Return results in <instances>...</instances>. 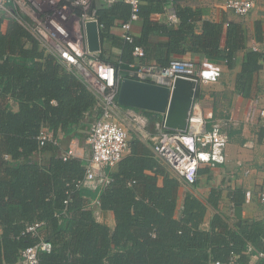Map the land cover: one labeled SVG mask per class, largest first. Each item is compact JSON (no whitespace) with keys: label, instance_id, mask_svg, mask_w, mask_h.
<instances>
[{"label":"trees","instance_id":"obj_1","mask_svg":"<svg viewBox=\"0 0 264 264\" xmlns=\"http://www.w3.org/2000/svg\"><path fill=\"white\" fill-rule=\"evenodd\" d=\"M181 1L141 0V35L129 43L114 35L112 28L117 21H129L130 5L93 0V10L102 25V50L98 57L101 62L114 66L119 82L136 78L131 64L164 68L174 61L173 56L193 53L233 66L237 52L243 48L240 25L230 23L225 29L223 24L203 21L200 11L181 6ZM170 10L178 23L151 20L154 13L167 14ZM3 24L2 17L0 264H17L21 250L37 243L36 238L22 234L29 225L38 222L43 223L44 238L52 245L50 253L40 254L41 264H212L226 262L232 254L239 256V264H248L245 252L249 244L264 252L261 222L246 221L237 227L217 215L211 232L200 230L207 206L191 194L185 197L181 218H175L180 183L155 158L140 160L133 154L115 169L106 171L112 180L110 185L99 190H75L72 182L83 178L87 162L78 158L64 161L65 151L60 143L59 146L48 143L40 148L37 137L46 126L58 140L61 133L67 145L73 140L80 144L86 142L87 133L100 114L97 96L80 69L67 68L46 54L16 20L8 21L6 33L2 31ZM262 34L257 23L258 41L263 40ZM152 38L161 40L156 42ZM135 47L143 49L142 58L133 55ZM116 50L119 56L114 54ZM263 58V53L253 49L246 53L236 85L237 92L245 98L252 97ZM200 97L201 84L196 99ZM138 111L148 117L151 129L155 130L163 122L160 114ZM3 155L10 156L11 160H4ZM147 170L156 175L147 174ZM160 175L164 177L162 186L158 185ZM96 199L101 205L91 206ZM98 209L114 214V228L98 221ZM153 232L156 237L152 236ZM258 264H264V260Z\"/></svg>","mask_w":264,"mask_h":264},{"label":"built area","instance_id":"obj_2","mask_svg":"<svg viewBox=\"0 0 264 264\" xmlns=\"http://www.w3.org/2000/svg\"><path fill=\"white\" fill-rule=\"evenodd\" d=\"M110 5L124 2L131 7L129 21L121 24V37L132 43L134 41L133 24L139 21L141 0H106ZM63 5V9L71 6L68 13H58L56 7ZM43 6H48L45 12ZM61 7V6H60ZM225 7L240 17L248 16L255 8L253 0H228ZM69 10V9H68ZM7 24L12 18L28 30L39 42L41 48L48 55L55 57L60 63L81 69L85 64L97 75V85L91 87L95 92L100 111L99 116L90 127L86 144L90 149L87 158L86 170L83 178L75 180L72 185L75 190L93 189L99 190L110 185L112 180L107 175V170L115 169L130 150V138L132 123L138 127L146 125V117L135 109H127L124 112L118 103L119 80L114 66L99 60L98 54L89 52L85 38V24L96 21V11L93 10V0H0V19ZM39 17H42L41 20ZM73 18L75 26L73 30L65 27V23ZM168 22L178 23V19L172 10L167 13ZM253 50L258 51L257 46ZM133 55L142 58L144 51L141 47H135ZM135 79L152 82L164 86H172L176 76L197 78L199 84H214L219 82L222 67L203 59L199 64L193 60L176 59L167 67L155 65H130ZM264 127V110L259 112ZM208 120L199 101H195L193 111L189 119L187 132L167 131L164 121L156 125L159 133L154 139L152 147L154 158L166 167L170 174L179 181L181 186L194 188L199 179V170L202 165H210L225 162L224 149L229 142L226 132L227 122L213 123L209 126ZM39 147L43 148L51 143L59 146V140L53 131L43 126L37 137ZM251 147V144H247ZM80 153L77 141H72L65 150L63 160L78 158ZM9 158L8 155L5 156ZM80 157V156H79ZM247 199L251 193L247 192ZM259 200L264 204V182L259 194ZM68 201L65 202L67 204ZM99 199L91 206L99 207ZM43 223L29 225L23 232V236L30 235L38 241L20 252L17 264H41L40 254L50 253L52 245L47 242L42 233ZM156 237V232L152 233ZM246 254H252L264 259V252H258L249 244ZM239 256L232 254L226 262L215 261L212 264H239Z\"/></svg>","mask_w":264,"mask_h":264},{"label":"crops","instance_id":"obj_3","mask_svg":"<svg viewBox=\"0 0 264 264\" xmlns=\"http://www.w3.org/2000/svg\"><path fill=\"white\" fill-rule=\"evenodd\" d=\"M226 1L228 0H182L179 3L183 7L200 11L203 21L223 24L225 29L230 23H236L240 25L243 31V48L237 52L233 66L230 68L225 61L213 62L220 65L223 70L219 82L201 84V97L198 100L196 99L202 105L209 126L213 123L222 122H227L229 125L226 130L229 142L224 149L225 162L216 164L214 167L202 165L199 170L198 182L193 189L181 185L179 187L175 218H181L185 197L187 194H191L207 206L205 218L200 224V230L205 232L212 231V221L217 215L221 216L228 224L237 227L246 221L261 222L264 229V204L259 200L264 182V127L259 115V112L264 110V58L260 60L262 69L255 76L252 97L245 98L236 90L237 80L248 50H252L254 46H257L259 48L258 52L264 54V0H253L255 8L246 17H240L227 9L225 7ZM143 4H146V2ZM151 20L162 23L167 21L168 17L166 13H154ZM122 23V21L116 22L112 28L114 35L121 36ZM257 23L261 25L263 31L262 41H258L256 38ZM142 27L143 22L141 20L133 24L135 36L141 35ZM7 29L8 23H4L3 33H6ZM152 39L156 42L161 40L159 38ZM224 41L225 38L222 39V46ZM28 46L30 44H27ZM114 52L115 55H120L119 50ZM205 58L204 55L197 53L183 57H172L174 60H193L198 64ZM65 66L70 68L67 65ZM84 79L87 82V79ZM87 84L91 88V85ZM14 110L17 111L18 107L15 106ZM122 110L127 111L124 108ZM145 117L147 120L144 127H138L132 123L130 150L124 158L135 154L137 159L153 160L152 147L159 131L157 127L155 130L151 129L150 121L147 116ZM58 136L60 146L65 151L71 142L67 145L63 135L59 133ZM75 141L78 142L80 148L78 159L87 162L90 155L89 147L86 142L80 144L78 140ZM247 144L252 146L248 147ZM5 156L3 155L4 160H11L10 156L8 159ZM41 158V154L38 155L39 161H41ZM161 167L170 177L174 178L166 167ZM146 173L156 175L152 170H147ZM163 180L164 177L160 175L158 179L159 186H162ZM247 192L251 193L250 199H247ZM213 204L216 206L214 207ZM236 205L242 208V218L240 220L235 216L234 207ZM96 216L101 224L114 228L115 217L112 212L98 209ZM238 221L241 222L240 225H237ZM2 235L3 229L0 224V237ZM246 255L249 258L248 264H258L263 259L252 254Z\"/></svg>","mask_w":264,"mask_h":264},{"label":"water","instance_id":"obj_4","mask_svg":"<svg viewBox=\"0 0 264 264\" xmlns=\"http://www.w3.org/2000/svg\"><path fill=\"white\" fill-rule=\"evenodd\" d=\"M86 45L89 52L102 50L100 29L96 21L85 24ZM199 80L178 75L172 86H164L133 78L119 82L118 103L135 110L149 111L163 116L164 128L169 131L187 132L189 119L196 101ZM235 216L242 218V208L236 205ZM241 222L238 221L237 225Z\"/></svg>","mask_w":264,"mask_h":264},{"label":"rangeland","instance_id":"obj_5","mask_svg":"<svg viewBox=\"0 0 264 264\" xmlns=\"http://www.w3.org/2000/svg\"><path fill=\"white\" fill-rule=\"evenodd\" d=\"M60 6L56 7V11H58V13H65V15L71 9V6H67L66 10L62 8L63 5H60ZM43 10L45 12H48L49 11V7L48 6H43ZM41 18L42 17H39L40 20H41ZM65 27H67L69 30H73L74 28L77 27V24L75 26L74 19L70 17L69 21H67L65 23ZM80 66H81L80 72L84 75L83 78L87 79V83H89L91 85V87L96 86L98 80L96 78L97 75L95 74V72L92 69H90L88 66H86L85 64H81Z\"/></svg>","mask_w":264,"mask_h":264}]
</instances>
